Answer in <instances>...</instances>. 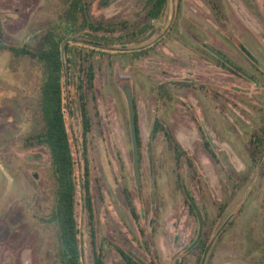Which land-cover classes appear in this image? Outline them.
I'll use <instances>...</instances> for the list:
<instances>
[{
  "label": "rangeland",
  "instance_id": "rangeland-1",
  "mask_svg": "<svg viewBox=\"0 0 264 264\" xmlns=\"http://www.w3.org/2000/svg\"><path fill=\"white\" fill-rule=\"evenodd\" d=\"M87 1L92 19L114 29L102 32L110 54L94 60L96 108L91 104L87 146L96 247L106 264H123L116 247L140 264H264V154L257 166L249 154L264 122V30L259 37L253 31L256 0H168L144 35L138 31L145 0ZM257 1L264 10V0ZM66 6L64 0H0V264H56L49 155L25 144L39 126L43 71L37 59L12 48L37 50L51 28L72 49L85 47L88 32H67L61 21ZM201 44L226 52L243 75L214 65ZM144 48L147 54L134 53ZM244 50L263 65L257 82L249 80L254 71ZM126 87L140 142L138 185ZM65 117L76 160L80 260L94 264L81 205V124L76 112ZM156 120L184 151L178 165L163 132L152 136ZM185 190L202 214L201 226ZM199 239L206 252L192 248Z\"/></svg>",
  "mask_w": 264,
  "mask_h": 264
},
{
  "label": "trees",
  "instance_id": "trees-1",
  "mask_svg": "<svg viewBox=\"0 0 264 264\" xmlns=\"http://www.w3.org/2000/svg\"><path fill=\"white\" fill-rule=\"evenodd\" d=\"M66 9L61 14V21L67 32L80 34L84 31L90 37L85 41V47L72 49L68 37L61 35L55 30L48 29L37 50L25 48H12L15 54L25 53L41 63L43 71L40 86V96L36 107V119L38 128L30 136L26 137L25 144L30 147H43L46 149L52 169L54 183V204L49 216L50 222H55L58 231V252L56 264H81V242L76 219L77 201V177L76 160L69 136L66 122V111L73 114L78 113L81 124V157L83 162V176L80 183L81 205L86 218V225L90 237L94 264H106L104 255L96 247L95 213L92 193L90 189L89 160L87 156L88 135L92 128L91 104L95 107V67L94 60L98 57L107 56L109 39L102 33H112L114 29L110 24L105 25L101 21L93 20L90 15L89 2L87 0H64ZM168 0H145L142 8L145 21L139 27L142 35L152 27L153 21H157L165 13ZM134 36V33H133ZM67 41L64 42V40ZM105 41L103 44L102 41ZM84 44V41H82ZM85 45V44H84ZM1 46L4 47L3 43ZM64 55H62V49ZM149 48L134 51L135 54H147ZM225 68L228 67L224 64ZM73 94V99H66V95ZM138 143L139 135L136 127ZM163 132L166 140L170 143L174 152L177 165L183 158L184 151L177 142L171 131L164 128L162 124L155 121L152 128V136ZM208 145V140H206ZM138 146V153H139ZM249 154L253 166H257L264 154V122L250 140ZM207 153L214 157V153L207 146ZM140 160V153H139ZM189 166H192L189 161ZM181 179V176H179ZM188 198V191H184ZM124 198L129 207L131 216L136 220L138 214L126 191L123 190ZM189 208L194 212L191 204ZM264 210V204H263ZM264 219V217H263ZM264 226V222H263ZM264 231V227H263ZM201 239V238H200ZM196 241L197 245L201 240ZM203 244V242H202ZM204 252L206 248L200 246ZM116 251L123 264H140L128 250L116 247Z\"/></svg>",
  "mask_w": 264,
  "mask_h": 264
},
{
  "label": "flooded vegetation",
  "instance_id": "flooded-vegetation-1",
  "mask_svg": "<svg viewBox=\"0 0 264 264\" xmlns=\"http://www.w3.org/2000/svg\"><path fill=\"white\" fill-rule=\"evenodd\" d=\"M257 2H258L257 0L254 2L255 5H254L253 14H254L255 20H254V25H253L254 26L253 31H254L255 35L257 37H259V35H260L259 28L264 30V14H263L264 10L262 9L261 5H259ZM200 50L202 51L201 52L202 54H203V52L206 51L205 52L206 54L205 55L203 54L204 57L208 58V56H210V58H212L211 62L214 65L221 67L222 69L225 68L224 64H227L230 69L232 68V66L230 64H234V65L238 66V64H236L235 61L232 58H230L229 55L226 52L222 51L221 49H218L215 47H210V46H205L204 44H201ZM244 52H245V56L247 57V59L251 63V66H252L253 71H254L253 75H250V74L248 75L249 80L252 82H257L256 78H255L256 77L255 71L262 72V70H263L262 66L263 65H262L261 61H259L257 56H255L252 53L250 54V56H248L247 55L248 52H246V50H244ZM223 58L227 59L230 64L225 62ZM232 69L235 71L236 74L243 75V73L240 70H236L234 68H232ZM192 248H195V250L200 249L201 251H203V249L200 248V244L197 245L196 241H195V244L193 245ZM213 253H214V251H212V254H211L212 257H213ZM131 254L134 255L133 253H131Z\"/></svg>",
  "mask_w": 264,
  "mask_h": 264
},
{
  "label": "water",
  "instance_id": "water-1",
  "mask_svg": "<svg viewBox=\"0 0 264 264\" xmlns=\"http://www.w3.org/2000/svg\"><path fill=\"white\" fill-rule=\"evenodd\" d=\"M69 39V38H67ZM67 39L64 40L67 41ZM62 49V55H64V50ZM224 59V58H223ZM225 62H227L228 64H230L228 62L227 59H224ZM231 66H233V64H230ZM237 69H239V67H235ZM125 96L127 99V105H128V119H129V128H130V137H131V141H132V152H133V172H134V178H135V183L136 185H138L140 177H139V164H140V160H139V153H138V137H137V131H136V118H135V103H134V99H133V95H132V91L129 87L125 88ZM189 203L191 204L192 208L195 211V214L197 216V218L199 219V224L200 226L202 225V214L200 212V210L198 209V207L196 206V204L194 203V201L192 200L191 197H189Z\"/></svg>",
  "mask_w": 264,
  "mask_h": 264
}]
</instances>
